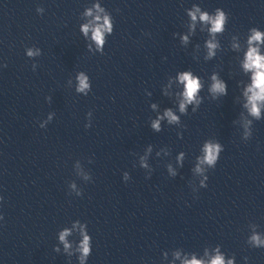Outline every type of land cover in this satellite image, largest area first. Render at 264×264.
<instances>
[{"label": "water", "instance_id": "1", "mask_svg": "<svg viewBox=\"0 0 264 264\" xmlns=\"http://www.w3.org/2000/svg\"><path fill=\"white\" fill-rule=\"evenodd\" d=\"M194 2L229 14L220 37L225 48L233 34L264 29L262 0H104L115 30L104 55H91L79 33L89 0H0V62L7 65L0 71V264H67L53 251L56 234L77 219L87 222L93 238L88 264H161L164 251L202 253L216 245L234 254L237 264L245 256L249 264H264V249L246 244L253 227L264 233V120L253 123L245 142L237 87L245 78L237 74L234 53L210 62L200 54L197 61L193 46L202 45L205 34L198 32L187 49L173 38L185 31L184 10ZM32 46L42 50L35 61L24 54ZM187 69L205 79L220 71L228 95L213 102L205 90L198 112L189 109L181 118L183 129L152 132L149 105L171 107L161 87ZM78 71L92 80L87 97L67 87ZM89 111L92 127L85 129ZM49 112L55 119L40 129ZM206 139L218 140L224 151L208 173V187L194 194L198 178L191 168ZM149 144L153 172L146 179L138 157ZM163 147L169 155L157 159L155 151ZM180 151L184 167L169 178L166 166ZM77 160L91 172V183L76 176ZM71 181L83 197L68 194Z\"/></svg>", "mask_w": 264, "mask_h": 264}, {"label": "clouds", "instance_id": "2", "mask_svg": "<svg viewBox=\"0 0 264 264\" xmlns=\"http://www.w3.org/2000/svg\"><path fill=\"white\" fill-rule=\"evenodd\" d=\"M264 2V0H262ZM38 15H44V8H36ZM187 18L184 24L185 31L173 34L174 39H178L182 48L187 49L192 45L193 37L197 33L205 34L206 38L202 45L197 43L193 46L194 60L200 59L202 54L204 62L217 59L222 52L235 54L236 71L245 79L238 82L240 89L239 99L243 112L241 121L243 128V140L249 141L252 136V126L255 121L264 120V29L260 27H250L246 34H233L230 36L227 47L222 46L220 37L224 36L229 24V14L220 7L213 11L207 10L201 2L191 3L185 8ZM79 33L86 44V51L91 55H104L108 38L114 34L115 24L112 13L104 6V0H89V3L80 13ZM25 56L35 61L42 55L39 47H26ZM7 65L0 62V71ZM35 72L37 63L32 64ZM67 87L74 89L78 96L87 97L92 93L93 85L90 76L84 71H78L74 78L67 81ZM207 91V96L211 101H220L228 95V83L222 78L220 71H213L207 78L196 74L192 69L180 70L175 75L170 76L161 87V95L172 102L171 107L160 109L155 102L149 105V109L154 116L149 117L148 126L154 133H161L164 127H176L183 129L182 117L198 112L206 97L202 93ZM145 95L151 98L152 93L145 91ZM51 103L52 97L45 98ZM55 113L49 112L45 119L38 122L40 129H46L55 119ZM93 113L89 111L86 115L85 129L92 127ZM179 139H183L182 132L177 133ZM224 146L218 140L206 139L199 148V154L195 156L192 173L198 179L191 185L193 193L208 187L209 171L214 170L220 160ZM154 152L153 145L149 144L142 155L138 157V167L146 173V179L151 178L153 168L149 163V158ZM169 155V148L163 147L155 151V156L160 159ZM186 153L180 151L175 156V164L169 163L166 172L169 178L175 179L179 175V169L184 167ZM92 159L88 160L91 164ZM76 176L85 183H91L93 177L90 171H86L81 161L77 160L73 164ZM122 180L127 183L131 180L130 173H122ZM68 194L76 198L83 197L82 188L71 181L68 184ZM3 197L0 196V203ZM0 215V221H3ZM56 246L53 251L62 254L67 258V264H73L75 257L76 264H88L93 251V238L89 233L87 222L77 219L60 229L56 234ZM246 244L252 249H264V233L253 227L247 236ZM161 264H237L236 256L228 255L222 250L220 245L203 248L202 253L188 252L182 248H176L161 253ZM243 264H249V258H243Z\"/></svg>", "mask_w": 264, "mask_h": 264}]
</instances>
